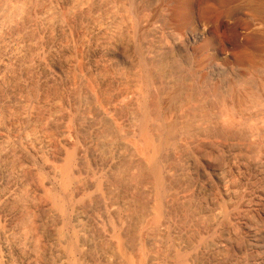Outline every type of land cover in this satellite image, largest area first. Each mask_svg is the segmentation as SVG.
Segmentation results:
<instances>
[{
  "label": "bare ground",
  "instance_id": "6f19581e",
  "mask_svg": "<svg viewBox=\"0 0 264 264\" xmlns=\"http://www.w3.org/2000/svg\"><path fill=\"white\" fill-rule=\"evenodd\" d=\"M180 3H175L172 20L168 21L178 29L184 27L182 15L186 12ZM137 8L135 0H0V264H77V253L89 262V238L94 230L99 234L98 244L103 245L99 246L100 264H173V258L162 256L163 242L159 236H151L152 230L156 228L160 237L173 235L176 254L194 248L185 240L194 230L190 224L206 217L211 219L210 228L200 233L197 230L198 238L209 237L187 256L186 264H264V153L258 157L247 154L250 146L259 145L261 137L255 128L264 131V117L257 120L254 129L249 128L245 142L217 143L213 148L228 161L205 170L211 161L196 149L210 141L201 133L213 129L217 113H203L206 103L194 98V79L188 80L181 69L171 66L173 47L179 46L180 39L165 20L155 22L154 9L150 16L142 12L148 15L145 17ZM191 18L195 20L194 9ZM150 26L153 35L137 57L133 53L136 37ZM192 39L196 41L197 35L192 34ZM158 75L166 88L162 99L167 104L177 103L174 115L181 121L192 116L200 134L197 140L180 137V149L173 150L176 158L183 150L188 151L179 171L172 167L167 170L169 180L179 177L183 181L173 189L172 199L185 203L196 198L204 211L190 226L180 229L156 215V200L151 201L152 210L140 222L141 235L152 239L151 252L148 249L145 257L144 245L138 242L126 255L117 233H124L129 223V212L122 210L127 203L112 199L108 176L125 155L124 150L132 152L141 166L149 169L152 165L158 133L151 132L149 107L153 80ZM124 109L127 114L120 116ZM249 113L264 115V106ZM74 116L82 122L78 129L87 128L91 137L76 138L78 129L71 121ZM168 119L157 127L160 140L172 130V119ZM106 123L117 135L114 148L112 138L96 139ZM52 125L59 128L56 136L50 133ZM107 147L113 149L104 154ZM91 151L95 171L87 173L80 163ZM130 168L133 176L137 174L138 168ZM248 168L263 182L244 184L241 179ZM75 176L80 201L89 195L102 201L98 211L74 206V231L70 235L64 230V211ZM149 189L143 191L150 193ZM41 213L53 233L49 241L52 263L42 258L44 243L38 229ZM239 237L244 239L242 247L237 243Z\"/></svg>",
  "mask_w": 264,
  "mask_h": 264
},
{
  "label": "rangeland",
  "instance_id": "374dc122",
  "mask_svg": "<svg viewBox=\"0 0 264 264\" xmlns=\"http://www.w3.org/2000/svg\"><path fill=\"white\" fill-rule=\"evenodd\" d=\"M176 2H182L183 9L186 10V12L184 11L185 13L182 15V20L184 23V27L182 29H178L174 26V24H170L168 22L170 19L172 20L171 10L175 7L174 5ZM170 3L172 4L170 5ZM263 3L264 0H135V6L138 7L137 9H139L140 14L144 15L147 12V14L149 13L151 15L152 9H154L158 15L155 17V22H158L162 19L165 20L167 22L166 26L169 28L171 33L176 38L178 37V40L180 39L179 46L173 47L175 57L173 60H171L172 62H170V64L174 69L179 71L182 70L181 72H183V76H187L186 78L188 80L194 79L193 81L195 86H197V92H195L194 98L197 97L196 100H200V102L203 104L206 103V105L203 107L204 109L202 108L203 113H205L207 110H214L213 112L215 114L217 113L213 118V129L201 133L204 135L206 134L205 137L207 139L209 138L210 141L207 144L203 143L199 144L200 146L197 145L199 149L195 148L196 151H201L200 153L198 152L201 157L207 158L208 155V159L211 161V164L209 163L210 165L208 166L205 164L204 167H206V169H204L207 171H209L214 165H223L224 162L226 163L228 161L222 153L216 152L215 148H213L217 147V143H236L238 141L245 142L247 135L249 132H251L249 128L254 129L256 127L257 120L264 117V115H260V113L257 116L249 113V110L252 108L261 109L264 106ZM193 9L195 10L194 21L191 18ZM142 12L145 13L143 14ZM190 13L191 16L189 15ZM147 14L144 16L148 17L149 14ZM144 16H142V18ZM192 34L197 35L198 39L196 41L192 39ZM152 35L153 27L151 26L138 33L136 37V50H133V53L136 54L135 56L138 57L140 56L141 52H144V47L149 42ZM161 77L162 76L158 75L156 76L157 80H155V78V81L153 80V85L155 87L151 92L150 98L152 102L149 107V114L151 116V132L152 134L158 133L155 134V139L157 137L160 138L161 133L158 131L159 128L157 127L161 125L162 121L164 122V120L168 118V120L172 119L171 124L173 125V131L169 130V133L167 132L164 135V139L163 137L161 140L158 138L156 139L157 152L152 159V165L149 167V169H147L144 165V167L141 166V164L136 161L135 158H133L134 155L132 152L124 150V154L126 156L124 155L118 165L114 168V173L112 172L108 176L111 191L113 189L115 192L114 195L113 191L112 194L111 191H109V193L114 196H112V199L127 203L126 207H124L122 210L126 213L129 212V223L126 226L124 233L123 231H118L117 233V236L121 235L119 238L123 244V251L126 250V255L129 254L130 249L133 246L139 244L140 242L141 243L139 245H144L143 252H147L148 249L149 252H151L150 248L152 239H145V237L141 235L140 230L142 225L140 222H143L146 213L152 210L151 201L156 200L155 207L157 210L154 209V211L156 210V215L158 214L162 220H168L172 223V225H176L180 229L187 227L194 221L193 219L197 215H202V212L204 211V209L198 205V199L196 198H193L185 203H178L172 199L174 190L180 187L183 184V181L181 180L182 178L179 177L169 180L166 175L167 170L168 168L172 167L176 171H179L183 165V162L185 161V155L188 151L183 150L180 157L176 158L175 155H173V150L175 148H179L178 145L180 137L197 140V138L200 137V134H198V131H196V128H194L195 126L193 123L195 120L192 116V119L189 117L187 120H185V122L181 121L175 116L177 111V103L167 104V102L162 99L166 88L163 87L164 84L161 82ZM79 93L81 92L79 91ZM211 99L213 101H211ZM209 102L212 103L210 104L212 107L209 105ZM125 112H127V109L121 110V112H119L120 116H125L127 114ZM220 115L222 118H226L225 121L227 122H223L225 124L224 126L222 120L219 118L221 117ZM78 120L81 119H77L75 116L71 119V121L75 123L74 126L76 129H78L79 125L82 124L81 121L78 123ZM156 123H158V125ZM226 124L230 125L228 126ZM236 124L243 128H240L239 126L236 127ZM255 130L256 132L260 133V142L263 144L264 131L261 130V133L258 131L259 129L257 130V128H255ZM58 132V126L52 125L50 127V133L52 135L56 136ZM75 135L79 141L83 140V138L87 139L91 137L90 130L87 128L76 130ZM100 137L101 139L103 137L112 138L111 140H113L115 143L113 144V142L109 139L111 144H108L111 147L113 144V148L114 145L116 147V142L118 140L116 138L117 135L110 124H105L104 129L96 136V139ZM260 142L259 145L250 146L248 148V156L258 157L261 152L264 153V145H262ZM159 145L160 148H158ZM99 148H101V146H99ZM113 148L107 147L106 150L103 148L105 151H103L104 154L108 153L109 149ZM91 152H88V156L85 159L86 161L84 160V162L80 163L82 169L87 173H92L95 171V157L91 156L93 155V152L92 154ZM130 167L138 168L137 174L135 173L133 176L132 173H130V169H132ZM147 170L148 172H146ZM245 174L246 175L242 176L241 179L244 184L257 185L263 182L261 178L255 177L252 168H248V171H246ZM76 176L70 186L67 199L68 201L66 200L65 202L66 211H64V218H66V221H64L66 228H64V230L65 232L68 231L70 235L74 231L75 207L79 205L82 209L98 211L99 208L101 209V205L99 204H101L100 202L102 201L101 198L94 195H89L87 197L88 200L86 199L85 201H80V198L77 197ZM99 188L104 189L101 185H99ZM145 188H150L149 190H151L152 193L151 191L149 193L148 190L143 191ZM152 188L154 191H156L155 193H153L154 191ZM45 216L42 215V213L38 214V229L42 242L44 243L42 244L41 248L43 256L42 258L44 259L45 263H52L51 259L49 258V241L53 237V233L50 229V226H47L48 224L43 222ZM225 216V218L228 217L226 213ZM207 218L208 217L203 219L201 221L202 223L199 222L194 225H192L193 223L190 224L194 230L192 229L193 231L190 232V236H186L185 240L187 243H189V245L193 243L194 245L191 244L190 246L194 248H192V250L189 249L186 251H180L176 254H173L175 246L174 236L170 234L160 237L156 228L154 229V227H152L154 231H150L151 236H159V239L161 240L160 242H163L161 244L163 245L161 249V254L163 253L162 256L165 258H173V264H186V258L189 257L188 255H192L194 253L193 251L197 249L199 244L201 245L204 243V241L208 239L206 237H209L208 235H205L204 237L202 236L198 238L200 230L202 231V229L205 230L210 228L209 226L211 225V219ZM199 227H201V229ZM98 235V232L94 230L92 231L89 238L92 242V247L88 251L87 255V260L89 262H85V260H83L82 257H80L77 253V264H100L99 252L101 250L100 247L103 245L98 244ZM195 236H197L198 239ZM237 243L242 247V245H244V239L239 237L237 239ZM146 252H144V255L145 257H148V252ZM171 255L175 256L171 257ZM124 262L126 261L110 264H124Z\"/></svg>",
  "mask_w": 264,
  "mask_h": 264
}]
</instances>
